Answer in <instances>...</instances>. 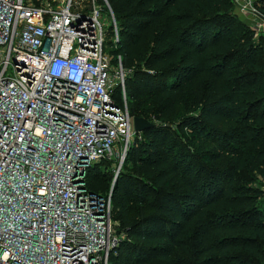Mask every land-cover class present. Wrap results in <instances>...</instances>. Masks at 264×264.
I'll return each instance as SVG.
<instances>
[{
  "label": "trees",
  "instance_id": "trees-1",
  "mask_svg": "<svg viewBox=\"0 0 264 264\" xmlns=\"http://www.w3.org/2000/svg\"><path fill=\"white\" fill-rule=\"evenodd\" d=\"M108 4L129 114L155 124L114 182V159L87 170L111 190L109 264H264V39L233 0Z\"/></svg>",
  "mask_w": 264,
  "mask_h": 264
},
{
  "label": "built area",
  "instance_id": "built-area-1",
  "mask_svg": "<svg viewBox=\"0 0 264 264\" xmlns=\"http://www.w3.org/2000/svg\"><path fill=\"white\" fill-rule=\"evenodd\" d=\"M233 2L264 39L254 0ZM118 41L108 0H0V264H109L111 190L86 174L120 153L114 182L134 143Z\"/></svg>",
  "mask_w": 264,
  "mask_h": 264
},
{
  "label": "water",
  "instance_id": "water-1",
  "mask_svg": "<svg viewBox=\"0 0 264 264\" xmlns=\"http://www.w3.org/2000/svg\"><path fill=\"white\" fill-rule=\"evenodd\" d=\"M131 120H132V128L135 133L143 132L144 130L155 126L153 122L142 117L132 116Z\"/></svg>",
  "mask_w": 264,
  "mask_h": 264
},
{
  "label": "rangeland",
  "instance_id": "rangeland-1",
  "mask_svg": "<svg viewBox=\"0 0 264 264\" xmlns=\"http://www.w3.org/2000/svg\"><path fill=\"white\" fill-rule=\"evenodd\" d=\"M104 16H106V13L104 12ZM109 20L110 19H107L105 22H104V27H106L109 23ZM109 38V37H108ZM106 50L108 51V48H106ZM120 157H121V154L120 153H117V155L115 156L114 160H115V164H111L109 165L111 168H113V173H114V176L117 172V169L116 167H118V164H119V160H120ZM116 161H117V164H116Z\"/></svg>",
  "mask_w": 264,
  "mask_h": 264
},
{
  "label": "crops",
  "instance_id": "crops-1",
  "mask_svg": "<svg viewBox=\"0 0 264 264\" xmlns=\"http://www.w3.org/2000/svg\"><path fill=\"white\" fill-rule=\"evenodd\" d=\"M244 20H246L247 21V19H245V17L244 16H241Z\"/></svg>",
  "mask_w": 264,
  "mask_h": 264
}]
</instances>
